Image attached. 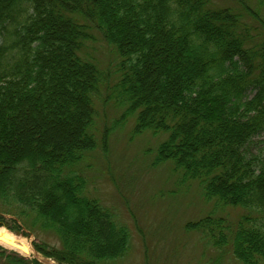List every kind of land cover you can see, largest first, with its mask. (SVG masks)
<instances>
[{
  "label": "trees",
  "instance_id": "1",
  "mask_svg": "<svg viewBox=\"0 0 264 264\" xmlns=\"http://www.w3.org/2000/svg\"><path fill=\"white\" fill-rule=\"evenodd\" d=\"M94 32L114 54L107 71L86 52ZM96 103L120 112L100 140ZM127 120L129 138L158 140L150 164L243 211L186 229L264 264V157L248 152L264 135V0H0V226L59 264L124 257L130 231L83 167ZM0 264L40 263L0 247Z\"/></svg>",
  "mask_w": 264,
  "mask_h": 264
},
{
  "label": "rangeland",
  "instance_id": "2",
  "mask_svg": "<svg viewBox=\"0 0 264 264\" xmlns=\"http://www.w3.org/2000/svg\"><path fill=\"white\" fill-rule=\"evenodd\" d=\"M243 1L211 0V3L215 7H239ZM93 36L86 52L107 71L114 54L96 32ZM95 107V132L100 140L107 131L104 129L107 120L120 112L110 105L96 103ZM132 124V120H127L109 130L103 146L88 153L84 160L83 170L90 176L89 194L112 209L131 235L126 255L107 264H241L229 246L214 248L199 232L188 231L185 226L211 211L213 216L224 217L230 223L243 211L215 206L213 200L205 201L196 182L181 184L169 165L150 164L153 155L148 149L154 152L158 140L149 135L129 138ZM248 147L249 156L264 157V135L254 137ZM0 227L25 239L31 247L23 253L0 244L8 253L35 259L40 264H58L35 250V237L25 229L18 234L6 226Z\"/></svg>",
  "mask_w": 264,
  "mask_h": 264
},
{
  "label": "bare ground",
  "instance_id": "3",
  "mask_svg": "<svg viewBox=\"0 0 264 264\" xmlns=\"http://www.w3.org/2000/svg\"><path fill=\"white\" fill-rule=\"evenodd\" d=\"M0 244L5 247H9L18 250L23 253H27L31 248L27 244L26 240L21 237H15L12 233L6 231L4 228L0 227Z\"/></svg>",
  "mask_w": 264,
  "mask_h": 264
}]
</instances>
